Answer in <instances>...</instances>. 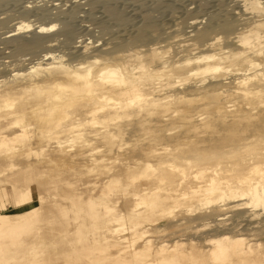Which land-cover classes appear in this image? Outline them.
<instances>
[{
  "label": "bare ground",
  "instance_id": "6f19581e",
  "mask_svg": "<svg viewBox=\"0 0 264 264\" xmlns=\"http://www.w3.org/2000/svg\"><path fill=\"white\" fill-rule=\"evenodd\" d=\"M7 1L19 3V14L35 19L20 16L0 32L6 53L37 56L10 61V73L0 74V169L10 171L5 178L9 186L0 179V196L9 195L13 207L22 212L21 216L0 212V262L77 264L71 248H65L63 242L82 239L85 225L79 212H83L91 227L101 229L104 225L105 236L79 249L81 264H176L181 256L180 239L160 243L155 250L160 257L155 260L151 259L148 233L142 232L145 240L140 246L136 244L140 237L135 240L133 235L125 236L140 227L144 214L157 211L152 219L156 230H205L206 243L211 245L208 255L214 264H263L261 243L249 239L246 232L252 231L253 237L264 235V0H248L240 13L226 18L209 14L203 21L194 19L189 30L192 42L178 49L186 52L182 64L187 67L186 74L177 75L175 80L166 78L159 90L149 81L169 74L170 60L167 49L155 41L150 24L137 25L132 34H124L123 39L110 42L111 46L108 41L80 40L72 41L68 51L54 53L49 47L67 45L71 39L68 18L71 9L82 1H72L68 10L47 4L48 0H0V5ZM238 19L244 25L241 31H235ZM8 21L0 18V27ZM231 39L235 46H225L224 40L228 43ZM0 66L9 64L0 62ZM178 85L180 90L175 88ZM204 98L208 101L201 109L181 113V108L202 104ZM172 103L177 104L172 116H183L191 122V131L197 128L195 120L206 119L201 122L216 134L221 155H216L218 150L214 148H187V141L180 140L184 137L178 134H154L152 126L159 131L167 126L164 122L169 119ZM210 120L214 123L208 124ZM84 127L93 129L85 132ZM63 128L67 132L60 139L56 133ZM135 131L146 134L145 138L140 142L135 138L130 154H124L117 163L129 181H137L141 188L139 193L121 192L125 209L115 213L117 204H109L106 192L119 186L122 173L108 166L116 158L101 154L127 147L126 138ZM226 141L232 142L231 148H225ZM75 148L78 150L74 153ZM48 150L62 156L61 161L67 165L84 166L77 174H93L97 167L106 177L101 198L86 197L76 204L73 198L80 194L75 188L62 185L63 194H58L57 178L43 170L38 175V163L19 162L24 156L54 164L56 159L45 154ZM211 160L214 165L200 166L193 172L186 168L188 163L208 164ZM25 171L31 175H25ZM189 181L197 184L176 192ZM35 189L42 194H35ZM59 196L69 199L71 205L57 202ZM116 198L111 194L109 200ZM181 203L183 214L177 215L174 209ZM229 205L234 210L217 213ZM48 211L59 213L58 220L47 218ZM161 217L167 220L157 225ZM72 219L74 226L70 224ZM20 230L29 234L23 238ZM56 235H61L63 242H52ZM41 257L43 261L35 263ZM186 258L189 264L196 263L190 256Z\"/></svg>",
  "mask_w": 264,
  "mask_h": 264
},
{
  "label": "rangeland",
  "instance_id": "374dc122",
  "mask_svg": "<svg viewBox=\"0 0 264 264\" xmlns=\"http://www.w3.org/2000/svg\"><path fill=\"white\" fill-rule=\"evenodd\" d=\"M48 1L49 2H47V4H55L56 6L60 5L63 10H68V8L71 7L70 4L72 3V1H76V0H65V1L63 0L61 1V3L56 0H53V2L51 0H48ZM77 1H80V2L82 1V3L78 4L77 6L73 7V9H71L72 13L71 15H69L70 17L68 18L69 19L68 25L70 26L69 28L71 29V36H72V37L70 36L71 38L70 40H67L69 44L67 42H66L67 45L66 44L65 45L56 44L55 45L56 47L55 46L54 47L52 46V48L49 47V52H54V53L66 52L68 51L67 46L71 45L70 43H72V41L74 42V41H80V40L94 41L96 39L95 40L96 43L99 41L100 42L108 41L110 44L109 46H111L110 42L115 43L116 41H119V39L121 40L122 37L124 38L125 36L124 34L126 33L132 34L134 31V28L135 29L138 28L139 25H141L142 23H148L151 25V28H150L151 32H153L152 31L153 29L155 32V33L153 32L154 34H152L151 32H148V33L149 34L151 33L152 35H156L155 41L158 43V45H161L164 49H167V58H169L170 60V65L167 68L170 70V73L165 74V75L161 74L158 78H155L149 81L150 82L149 85H151L152 87H156V90H159L160 88H162V86H159V84L160 82H163V81L165 82L166 78H169L170 80H175L174 78L177 75H179V77L185 76L186 74L185 71L187 67L182 64L184 61L183 57L186 52L178 51V49L181 44L192 42L193 36H189V30L192 27L191 22L194 19L196 20L202 19L203 21L205 17L208 16L209 14H213L212 17L214 18H217V17L226 18L231 15L240 13L241 12L240 9L248 5L246 4L248 0H77ZM39 3H42V2H39ZM17 9H19V3L17 2L7 1V2H4V4L0 5V18L6 17L7 21L9 20L6 24L3 25V27H0V32L6 30L10 25H12L14 22L20 19V16L22 15L19 14V10ZM23 18H27L30 20L35 19L34 16H29V15H25ZM240 18H242V15ZM243 26L244 25H242V21L238 19L235 23V31H241L243 29ZM228 37L230 38L232 37V35ZM233 40L234 39H231L230 42L228 43L225 42L224 40L225 46H228V47L235 46V43L232 42ZM111 50L112 49H110V51ZM7 51L8 49L6 50L5 45L1 43L0 41V62H3L7 65L9 64V67L0 66V67H3V69H1L0 71V74H4V75H7L10 73V68L12 67V63H14L15 60L17 61L18 59H21V58L31 59L37 56V54L35 55L33 54L34 56H31V54H24V55L8 54L6 53ZM106 52H109V50H106ZM42 53L43 52H38V54H42ZM156 67L158 68V66ZM192 78H194V76ZM176 83L177 82H173V84H176ZM184 86L185 84L182 87ZM180 87L181 86L178 85L175 88L180 90L179 89ZM166 89L167 88L161 89V91H158L157 94L162 93ZM207 101H208V98H207ZM207 101H206V98H204L202 99V102H203L202 104L195 103L194 105L188 108L183 107L181 108V113L185 111L184 113L188 114L189 110L195 107H198L197 109L199 108L201 109L207 103ZM169 106H170V109H168V112H167L168 114L167 117H169V119L166 122H164V123H167V126H165L162 131L157 130L158 127L152 126V128L155 129L154 134L164 135L166 137H171L174 134H178L180 135V137H184V138H180V140H183V142L187 141V143L184 145L187 148H192L193 146H196V148H202V147H206L209 149L214 148L218 150L216 152V155H221L220 149H222V146L217 141H215V137L217 138L216 134L214 133V131L211 130V128L206 127L205 124L201 122L206 119H203V120L193 119L195 120L194 123H197V128L191 131L190 130V128H192L190 126L191 122H187L183 116L182 117L172 116L173 114L172 111L174 107H177V104L172 103V104H169ZM203 116H206V114H203ZM170 122H174V125L169 124ZM207 123L213 124L214 121L210 120ZM89 128L90 127H84L83 129L85 132L86 131L88 132L93 129V128L91 129ZM168 128H171V129L167 130ZM63 129H64L63 131H60V132L57 131L56 133L60 137V139H63L67 132L65 128ZM145 136L146 134H143L140 131H135L132 136H129L128 138H126L127 147L123 149H115L108 154H106V152H102V154L99 153L101 155L105 154L106 158H114V159L116 158L115 163H112V165L108 164V166H111V171L113 172L120 171L122 173L119 186L114 187L112 191L106 192L108 193L107 198H108L109 204L111 203L112 205V203L114 202H116L117 204L115 207V213L119 211H123V209H125L123 207V204L120 202L119 194L121 192H127V191L138 192L139 189L141 188V186L138 185L137 181H134V182L129 181V179L126 177L123 167L118 165L117 162L120 158L124 156V154H130L129 150L130 148L134 146L133 144L135 143V138L140 139L139 141H137V142H140L142 138H145ZM186 136H188V138H186ZM192 137L195 138L196 140L198 139L199 140L201 139V140L197 142H192L191 140L193 139ZM225 144H226L225 148L232 147L231 141H226ZM77 150L78 148H75L73 152L75 153ZM128 151L129 153H126ZM45 154L51 155L52 157H54L56 159V162L54 164L48 165L47 162H44V161L38 162L39 159H35L34 157L25 158L24 156H21V159L19 160V162L22 164L26 160V161L33 162V163H38L36 164V168H37L36 170L38 172V175H39V172L43 170L46 173H50L52 177H55V179L57 178L55 181L57 183V186L59 187L57 189L58 194H63V191L61 189L62 185H69L71 188H75L76 189L75 192L80 194V197H76L74 195V197L76 198H73V200L76 204L81 202L86 197H91L92 199H95V200L101 198L102 192H105L104 180H106L105 179L106 177L102 175L100 171L97 170V167L94 168L95 172H93V174L80 175V174H77V172H81L84 166L82 167L81 165H78V164L74 165L71 162L67 165L64 161H61L62 156L60 157L58 155H55L56 153L52 150L46 151ZM210 154L214 155L213 153H210ZM82 163L85 164V162H82ZM214 164L215 162L213 160L209 161L208 164L202 163L200 161L196 163H188V165L184 163V165H186V168L189 172L198 170L197 168L200 166H206V165L211 166ZM22 168H25V167H22ZM2 169L3 168L0 169V179L4 180L7 186H9V181L6 180L5 178L10 174V171L8 170L4 171ZM36 170H33V172L35 173ZM24 174L31 175L29 171H25ZM74 174L76 176H74ZM41 179L44 180L45 177L43 176ZM204 180H206V177L202 179L199 184L200 185L204 184ZM86 183L90 185L85 187ZM194 184H197V182L189 181L186 184H184V186L181 187L180 191H176V192L178 193V192H181L182 190H189V185H194ZM152 186L154 185L152 184L150 187ZM70 187L69 189L71 191ZM34 192L35 194L36 192L39 193V189H35ZM39 194H42V192H40ZM111 194H116L117 196L116 201L109 200V197L111 196ZM57 202L61 204H65L67 206L71 205V203H69V199H67L66 197L63 198V196H59ZM1 203L4 204L3 207L0 206L1 213L3 214L7 213L10 215H15V216L22 215L21 211L13 207V204L11 202V198L9 197V195L7 194L1 195L0 205ZM129 203H132V202H129ZM42 204H44V206L47 205V201ZM182 209L183 207L181 203L179 207L174 209V213L177 215H181L183 214ZM228 210L231 212L232 210H234V208H232L229 205L227 209L218 210L217 213L222 215V213ZM51 212L52 211L46 212L47 214L46 217L53 221L58 220V218L60 217V214L59 213L57 214V212L55 211H53L51 214ZM70 214L73 217L75 215V213L72 211L70 212ZM79 214L83 215L81 216V218L83 219V223L85 225L83 228L82 239L78 242L75 241L72 243H65L61 240L62 239L61 235H56L54 236V239L52 241L55 243L63 242L64 243L63 246L65 248H69V249L71 248L70 253L73 256V260H75L77 264H81L82 262V260L79 258V249L84 244H86L87 246L91 245L95 238L102 239L105 236V232L102 231L104 230V225H103V228L101 229L93 228L90 226V221L85 216V214L83 212H79ZM157 214H158L157 211H154L151 214L150 212H148L147 214H144L143 216H145V219L141 220L140 227L137 229L135 228L133 233L128 232L125 236L130 237L131 235H133L132 238L135 240L138 237H140L139 239L140 241H137L136 243L138 246H140L143 240H145L144 238L143 240L141 238V236L144 235L142 234V232L148 233L147 236H149L150 239H152L151 259L158 260V258L160 257V255H158V253L155 252L157 246L160 243L167 242L170 244V242H172L173 240L180 239L181 241H179L180 243L178 244V248L181 249V256H179L178 260L176 261V264H189L191 261L189 262V259L186 258L189 256L191 257V260L193 259L196 261L195 264H214V262L208 255V251L211 245H208L206 243L207 241L205 240L206 238L205 230H204V233H202V231H198L195 233L192 232L195 229L188 230V231H183L181 229L174 230V231L173 229L156 230L154 228L156 225L152 223V219L157 217L156 216ZM225 215L227 216L229 215L228 217L230 219V213H227ZM225 215H223V217ZM238 219L240 220L241 218H238ZM166 220H167L166 218L161 217L156 220V224L161 225ZM70 222H71L70 224L74 226L75 220L72 219V221ZM48 223L49 222L47 219V225ZM99 224H101V222H98V225ZM42 230L45 231L43 228ZM247 232H246V236L249 239L257 240L258 242L261 243L260 249L264 253V235L257 234V235H254L253 237L252 231H247ZM28 234L29 233H26L25 230H20V236H22L23 238H25L26 235ZM62 235L64 236V233H62ZM42 237L45 238L46 235H41V238ZM191 237L193 238V240H191ZM46 239L49 240L48 238ZM60 244L62 245V243ZM165 254H167L166 251H165ZM231 260L233 262H236L237 258L232 257ZM8 261H11V260H8ZM42 261L43 260L41 257L40 261L38 260V262H35V263H41ZM262 262L263 261H259V263H256V264H261ZM0 264L2 263L0 262Z\"/></svg>",
  "mask_w": 264,
  "mask_h": 264
}]
</instances>
